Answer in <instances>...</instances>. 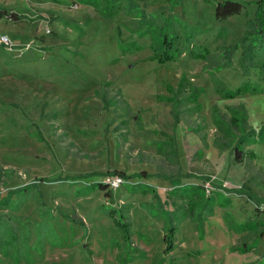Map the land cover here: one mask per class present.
Segmentation results:
<instances>
[{
    "label": "rangeland",
    "instance_id": "obj_1",
    "mask_svg": "<svg viewBox=\"0 0 264 264\" xmlns=\"http://www.w3.org/2000/svg\"><path fill=\"white\" fill-rule=\"evenodd\" d=\"M67 1L0 0L1 11L23 16L0 17L9 38L0 46V197L46 179L0 208V264H264V80L241 66L240 46L231 51L243 18L217 20L224 0H134L147 21L190 38L188 50L207 46L218 67L187 49L159 63L149 27L129 30L123 11L108 19ZM240 1L252 17L256 0ZM212 79L261 91L225 98ZM179 81L197 106L171 103ZM235 142L254 157L235 161ZM112 169L130 176L111 195L90 186L108 175L89 173ZM142 170L149 175L135 176ZM110 211L128 223L127 238ZM256 220L257 247L233 250Z\"/></svg>",
    "mask_w": 264,
    "mask_h": 264
},
{
    "label": "trees",
    "instance_id": "obj_2",
    "mask_svg": "<svg viewBox=\"0 0 264 264\" xmlns=\"http://www.w3.org/2000/svg\"><path fill=\"white\" fill-rule=\"evenodd\" d=\"M53 2L59 4H67V0H51ZM83 3H88L90 6L93 7L98 13L102 14L105 18L111 19L120 11L125 12L128 16V20L122 22L121 26L127 28L129 30L142 32V26L149 27L148 29L145 28L146 31L150 32V46H151V53L149 58L155 59L159 63H163L166 61H171L175 59L176 55L183 52L187 49V45L190 43V38L182 39L180 38V34H171L165 30L166 24H158V22L151 23L147 21V16L144 10L140 7L139 3L135 2L134 0H81ZM256 11L252 17H248L247 10L245 5L240 0H224L222 2H218L215 8V17L217 20H224L228 17L235 16L241 17L244 20L245 29L243 36L238 39L236 42H233L231 47V51H233L237 46L242 48V52L245 55L244 61L241 62V66L246 68L247 64L249 63L251 66L256 68V73L259 77V80H264V0H256ZM7 16L9 18H21L23 16L15 15L13 12H7L4 10H0V17ZM147 18V19H146ZM120 32V28L118 29ZM143 33V32H142ZM136 43L131 42L129 45L131 49H138V46L135 45ZM239 44V45H238ZM2 47V43H0ZM229 47V46H228ZM188 50V49H187ZM188 55L194 58H199L203 60H207L212 66L218 67V62L212 59V54L209 48L205 45H198V49H193V47L189 48L187 51ZM215 62V63H214ZM213 80L215 91L220 94L222 97L225 98H233L235 96L245 94V93H256L261 91V87L258 84H252L250 81H244L242 84L237 86L235 89H227L223 87L221 81ZM170 97L173 98L172 104L178 105L184 101H188L189 103H194L195 106L197 101L196 94H189L184 88V84L182 81L176 86V89L173 90L170 87ZM169 97V98H170ZM190 100V101H189ZM126 104V103H125ZM107 100H105V106H107ZM128 106L123 109L127 110ZM175 121L178 122V116L174 111ZM231 126H238L240 131L245 130V119H239L237 117H231L230 119ZM218 127V126H217ZM219 127L222 129L221 125ZM224 127L222 129V132ZM261 130L258 131V133ZM253 130L247 134H253ZM242 138V137H241ZM233 141V137H229L228 144L231 145ZM233 153H234V160L237 162H241L244 160L246 156L249 158H253L254 154L252 151L247 150L244 151L241 147V144L235 142L233 144ZM89 174L93 175H113L117 174L122 178H128L130 175L125 174L121 170L112 169L110 171H93ZM149 174L145 173L143 170L136 173L135 176L139 177H147ZM165 178H169V175H163ZM38 180H46L41 177L35 178L33 181L26 183L22 186H18L15 188H11L7 190L6 195L0 197V208H8L14 207L13 204V196L19 195L24 193L25 191L31 190ZM90 186L97 187L104 191L106 195H111V189L108 188L106 183L101 180H96L89 183ZM109 215L112 217L114 222L121 227L123 235L127 238L128 237V223H125L121 220L119 215L115 211H110ZM2 215H0V226L4 225V220L2 219ZM248 225V224H245ZM263 223L261 221L256 220L250 227L247 229L246 233L242 236L240 244L235 245L232 247L233 250L238 252H247L252 250L253 248L257 247L259 239L263 236ZM176 226L173 224L169 225L166 229V233L164 236V241L166 245V250L171 251L174 249V236L176 233ZM248 228V226L246 227ZM8 228H6L7 231ZM244 229V228H243ZM4 231V232H6ZM3 232V230H2ZM1 232V233H2ZM0 233V234H1ZM251 236L250 239L247 237ZM4 240L2 235H0V246H3ZM5 253V252H4ZM8 255V254H6ZM0 262H2L0 260ZM248 264H259L258 259L252 261Z\"/></svg>",
    "mask_w": 264,
    "mask_h": 264
},
{
    "label": "built area",
    "instance_id": "obj_3",
    "mask_svg": "<svg viewBox=\"0 0 264 264\" xmlns=\"http://www.w3.org/2000/svg\"><path fill=\"white\" fill-rule=\"evenodd\" d=\"M9 40L7 34L2 33L0 34V43L6 44ZM102 181L106 183L109 189L118 187L122 182V177H120L117 174L108 175L106 177H103Z\"/></svg>",
    "mask_w": 264,
    "mask_h": 264
},
{
    "label": "crops",
    "instance_id": "obj_4",
    "mask_svg": "<svg viewBox=\"0 0 264 264\" xmlns=\"http://www.w3.org/2000/svg\"><path fill=\"white\" fill-rule=\"evenodd\" d=\"M51 1V0H50ZM53 2V1H52Z\"/></svg>",
    "mask_w": 264,
    "mask_h": 264
}]
</instances>
